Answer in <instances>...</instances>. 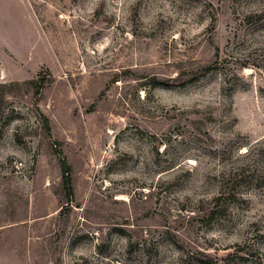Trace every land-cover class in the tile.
Listing matches in <instances>:
<instances>
[{
  "label": "rangeland",
  "instance_id": "rangeland-1",
  "mask_svg": "<svg viewBox=\"0 0 264 264\" xmlns=\"http://www.w3.org/2000/svg\"><path fill=\"white\" fill-rule=\"evenodd\" d=\"M260 10L0 0V264H264Z\"/></svg>",
  "mask_w": 264,
  "mask_h": 264
},
{
  "label": "trees",
  "instance_id": "trees-1",
  "mask_svg": "<svg viewBox=\"0 0 264 264\" xmlns=\"http://www.w3.org/2000/svg\"><path fill=\"white\" fill-rule=\"evenodd\" d=\"M260 13H256L258 14V19L260 21H263L264 20V11H259ZM255 14V15H256ZM253 15H250L249 17H251ZM246 16V18H249ZM60 169H61V172H62V182H61V187L64 191V195L65 197L69 198V195L72 194V185H71V182H70V168L68 166V164L65 162V161H60ZM67 175V177H66ZM229 177V176H228ZM222 180H224V177H222ZM231 191V189H229L227 191V189L225 187H222L221 190H220V196L217 197V198H214V201H213V206L211 207V210L209 212V214H213V212L215 211V209H217V207L219 206L218 205V201L219 199H221V197H223L224 195L230 197L231 196V193L229 192Z\"/></svg>",
  "mask_w": 264,
  "mask_h": 264
}]
</instances>
